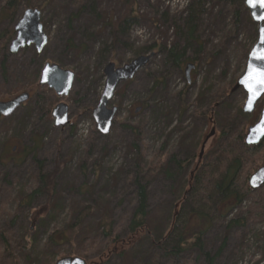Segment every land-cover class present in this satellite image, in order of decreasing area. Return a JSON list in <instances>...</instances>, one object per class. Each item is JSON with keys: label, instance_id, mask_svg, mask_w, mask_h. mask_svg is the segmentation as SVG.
<instances>
[{"label": "rangeland", "instance_id": "1", "mask_svg": "<svg viewBox=\"0 0 264 264\" xmlns=\"http://www.w3.org/2000/svg\"><path fill=\"white\" fill-rule=\"evenodd\" d=\"M33 1L35 5H42L45 0ZM26 3L20 2L13 16H8L9 13L0 16V45L2 37L15 27L28 9ZM189 3L190 0H137L136 9L141 20L132 23L130 30L122 31V42L112 45L111 26L105 23L109 18L124 14L119 0H86L84 10L71 21L69 16L73 9L69 0L47 1L42 11L38 8L48 36L42 52L31 45L17 54H10L8 45V56L0 55V67L2 61L7 67V88L0 72L2 94L8 98L11 95L9 91L25 85L24 90L31 86L32 94L39 93L43 98L39 104L26 103L10 117L1 118L0 157L2 155L7 164H0V264H44V260L55 264L62 257L72 256L69 254L71 247L67 244L59 247L46 245V232L55 226L48 225L51 212L45 207L46 193L36 195L26 208L18 206L19 191L25 189L30 192L33 180L39 182L38 175L55 178L57 195L53 199H59L62 210L57 226H63L65 211L70 204L78 200L90 201L89 195L82 196V185L96 184L94 198L100 199L103 193L110 195L111 204L115 205L112 215L117 232L126 237L129 194L135 191L126 175L135 169L138 148L149 158L159 151L169 136L170 143L166 148L176 151L181 138L179 130L183 127L198 129L204 140L215 126L216 133L206 144V152L211 141L218 136L219 127L216 115L213 118L208 115L205 122V113L212 99L222 94L226 86L232 88L228 104L216 108L218 119L220 122L229 119L227 123H235L236 111L243 108L247 93L242 88L235 91L233 88L244 73L248 54L258 39L259 26L253 21L245 0H207L201 23L197 24L198 42L202 43V48L196 53L198 42L189 44L190 40L184 33L176 34L178 25L188 30L183 18L188 15ZM157 42L185 49L182 71L169 67L163 62L164 56L156 53L132 80L117 87L109 104L110 108H118L113 127L110 134H100L93 110L104 91L105 67L111 62L121 67L136 58L134 52L139 48ZM47 63L74 72L75 80L67 96L59 97L47 86L39 84ZM187 63L195 65L190 82L185 74ZM161 76L162 81L154 83V77ZM35 83L37 87H34ZM201 90L202 100L196 104ZM61 102L69 107L70 122L65 127L56 128L53 118L47 116V110L49 107L52 112ZM183 102L188 109L180 117L179 108ZM263 102L264 96L254 113H244L245 119L249 118V125L259 120ZM201 111L203 114L199 116ZM242 121L238 116L236 124ZM34 141H39L40 147L28 153ZM13 146L17 149L15 154L11 152ZM13 157L16 162L9 163L8 158ZM97 167L101 170H95ZM157 179L151 188L150 199L156 212L157 205L169 201L162 177ZM94 214L100 218L102 211L96 210ZM38 220L45 224L40 230L37 228ZM90 220L94 221V217ZM232 234L217 264H264V223H250L246 233L233 231ZM34 237L35 243L39 240L35 250L31 243ZM207 237L216 252L223 242V235L210 232ZM3 243L7 249L3 248ZM11 255H15V260L11 261ZM95 256L93 254L87 259L98 258ZM94 262L117 264L114 260Z\"/></svg>", "mask_w": 264, "mask_h": 264}, {"label": "trees", "instance_id": "2", "mask_svg": "<svg viewBox=\"0 0 264 264\" xmlns=\"http://www.w3.org/2000/svg\"><path fill=\"white\" fill-rule=\"evenodd\" d=\"M22 1H27L26 8L34 7L42 11L47 1L53 2L54 0H45L43 4L41 3L42 5H35L33 0H0V16L6 13H9L8 16L12 15ZM119 1L124 7V14L118 18H109L105 23L111 26L114 36L112 45L120 40L122 42V31L124 33L126 29L130 30L132 23L141 20L137 14V0ZM206 2L207 0H190L186 9L188 15L183 18L184 26L188 30L185 31L181 25L177 27L176 34L180 36L184 33L190 40L189 44L199 41L197 24L201 23L200 18L202 12L205 11ZM85 3L86 0H69L73 9L69 21L81 14L87 5ZM14 35V27H11L7 35L1 38L0 55L2 57L8 56V45ZM201 44L198 42L199 50L197 49L196 53L201 51ZM148 52L161 53L165 64L182 71L185 49H180L178 45L168 47L163 42H157L146 44L134 53L137 57ZM6 69L5 62L2 61L0 72L6 84L5 88H7ZM162 78L163 76L154 77V83L155 81L159 83ZM35 86L37 87L36 83ZM24 87L26 88L23 85L9 91L11 95L7 98L4 93L2 94L1 86L0 98L8 100L23 91H32L31 86L27 87L30 88L27 90H24ZM231 88V86H226L222 94L215 96L209 110L205 113V122H207L208 115H212V118L216 115L219 134L211 141L200 163L198 162V150L203 137L198 129L191 126H185L179 130L181 138L176 151H169L166 148V144L170 143L169 136L159 151L149 158L144 151L138 148L135 169L126 175L129 176L130 183L135 186L134 193L129 194L130 208L125 220L126 237L120 236L117 232L116 222L112 215L115 205L111 204L113 202L109 199L110 195L103 193L100 199L94 198L96 184L82 185V196L89 195L90 201L87 199L85 203L83 200H78L70 204L65 211L67 214L63 226L56 225L59 223V214L61 215L62 210L59 208V199H53L57 195L55 178L50 177L49 179L47 176L43 177L42 174L38 175L39 182L36 183L35 179L33 180L30 192L25 189L19 191L17 198L19 208L28 207L36 195L46 193L48 199L45 207L51 212L48 225H55L50 232H46V245L59 247L67 244L71 247L70 255L84 259L96 254L95 257L98 258L90 261L87 259L89 264H97L95 260L105 263L114 260L117 264H217L233 231L244 234L248 231L250 223H264V186L253 191L249 185L251 175L264 163V140L258 146L245 144V135L250 121L248 117L245 119L246 115L241 107L236 111L235 123H227L229 119L222 122L218 119L219 111L217 112L216 108L228 104L227 98ZM41 91L44 90L41 89ZM47 92L51 91L47 90ZM202 97L203 90L195 103L202 100ZM42 101L40 94L35 93L27 103L39 104ZM187 109L188 106L183 102L179 108L180 117ZM50 110L48 107L49 119L51 118ZM202 114L203 111L199 112V116ZM238 116L243 119L240 124H236ZM1 127L0 117V130ZM128 128L134 129L133 126H128ZM39 147V141H34L32 150L28 153L37 151ZM11 152L15 154L13 147ZM8 160L9 163L16 162L15 157L8 158ZM0 164L4 166L7 164L2 155ZM95 170L100 171L101 169L97 167ZM158 176L162 177V183L167 187L166 194L169 196V201L157 205L156 212L150 199L151 188L156 184ZM98 182L99 179L96 183ZM27 192L28 194L25 195ZM23 202L26 204L23 205ZM96 210L102 211L100 218L93 215ZM92 216L94 221L90 220ZM37 225L38 230L45 227L40 220ZM210 232L223 235V242L216 252L213 251L207 237ZM38 241L35 243V237L31 241L34 250L35 245L39 244ZM3 248H6L5 243H3ZM13 259L15 260V255L11 261ZM44 264H51V262L44 260Z\"/></svg>", "mask_w": 264, "mask_h": 264}, {"label": "water", "instance_id": "3", "mask_svg": "<svg viewBox=\"0 0 264 264\" xmlns=\"http://www.w3.org/2000/svg\"><path fill=\"white\" fill-rule=\"evenodd\" d=\"M247 8L250 10L251 17L255 23L258 24V39L252 49L250 50L246 67L243 75L238 79L233 91L242 88L247 93L246 102L243 106V112L245 114L254 113L256 106L264 96V91L253 99L249 104L250 93L248 85L245 83V78L249 72V66L264 67V60L258 59L262 52H264V19L260 17L264 16V3L257 2L255 5L250 4L248 0H245ZM48 42V36L44 32V27L41 22V12L38 8H28L24 11L21 19L15 25V36L10 42L9 51L10 54H17L20 50L27 46L34 45L38 52H42L44 46ZM255 53V55H254ZM155 56V52L146 55L137 56L131 62L116 67L114 62L109 63L104 73L106 76L105 87L99 103L93 110V118L97 126V130L102 135H108L113 127V121L117 114L118 108L116 106L109 107L111 100L115 95L117 87L125 81L132 80L136 74L140 72L142 68L147 66L152 57ZM195 68L193 63H188L185 68V74L187 80L191 81V72ZM75 80V74L71 70L62 69L57 64L47 63L42 70L39 84L41 86H48L49 89L54 90L57 96H67L73 86ZM30 93L22 92L14 98L3 101L0 100V116L5 118L13 115L24 103L29 101ZM137 108L136 111H139ZM54 126L56 128L65 127L69 124V107L67 104L61 102L57 104L52 112ZM264 125V102L261 110L259 120L248 127L245 135V144L248 146H258L264 140V135L261 134V126ZM105 129H107L105 131ZM216 128L212 127L210 133L203 140L200 152L198 155V162L202 160L205 152L206 144L215 135ZM16 147H13V151ZM250 188L253 191L259 190L264 186V163L251 175L249 179ZM55 264H88L87 261L79 256H66L58 259Z\"/></svg>", "mask_w": 264, "mask_h": 264}, {"label": "snow or ice", "instance_id": "4", "mask_svg": "<svg viewBox=\"0 0 264 264\" xmlns=\"http://www.w3.org/2000/svg\"><path fill=\"white\" fill-rule=\"evenodd\" d=\"M248 2L255 5L257 2L264 3V0H248ZM260 19H264V16L260 17ZM257 58L264 60V52H262ZM245 83L248 85L250 93L249 104H251L253 99L256 98L261 91H264V67H253L250 65L249 72L245 78ZM261 129V134L264 135V125L261 126ZM106 130L107 129H105V131Z\"/></svg>", "mask_w": 264, "mask_h": 264}, {"label": "flooded vegetation", "instance_id": "5", "mask_svg": "<svg viewBox=\"0 0 264 264\" xmlns=\"http://www.w3.org/2000/svg\"><path fill=\"white\" fill-rule=\"evenodd\" d=\"M30 93H31V94H30V97H32L33 94H32V92H30ZM0 117L2 118V116H0ZM0 206H1V205H0Z\"/></svg>", "mask_w": 264, "mask_h": 264}]
</instances>
